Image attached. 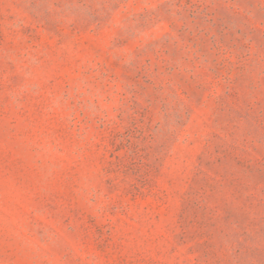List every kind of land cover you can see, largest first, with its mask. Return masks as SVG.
<instances>
[{"label": "rangeland", "instance_id": "rangeland-1", "mask_svg": "<svg viewBox=\"0 0 264 264\" xmlns=\"http://www.w3.org/2000/svg\"><path fill=\"white\" fill-rule=\"evenodd\" d=\"M0 264H264V0H0Z\"/></svg>", "mask_w": 264, "mask_h": 264}]
</instances>
